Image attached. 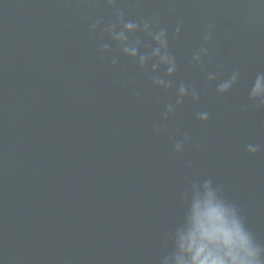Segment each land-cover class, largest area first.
<instances>
[{"label": "water", "instance_id": "1", "mask_svg": "<svg viewBox=\"0 0 264 264\" xmlns=\"http://www.w3.org/2000/svg\"><path fill=\"white\" fill-rule=\"evenodd\" d=\"M117 12L167 30L171 76L122 52L107 30L122 27ZM126 35L140 54L156 46ZM258 73L264 0H0V264H161L205 180L264 247V105L248 95ZM181 82L189 95L165 116Z\"/></svg>", "mask_w": 264, "mask_h": 264}, {"label": "clouds", "instance_id": "2", "mask_svg": "<svg viewBox=\"0 0 264 264\" xmlns=\"http://www.w3.org/2000/svg\"><path fill=\"white\" fill-rule=\"evenodd\" d=\"M111 3L112 0H109ZM117 19L122 27L116 31V25H110L107 29L112 39L120 42L121 50L126 55L138 58L139 67L144 68L146 63L153 58L156 62L151 65V71L157 72L161 65L166 66V74L171 76L176 70V60L168 51L167 30L161 28L153 32L152 25L149 22L141 21L139 24L134 21H125L123 13L117 12ZM100 21L91 25L96 28ZM214 25L206 26L202 33V39L207 42L211 39V31ZM142 30L155 42L150 54H140L138 45L140 40L129 42L126 33ZM176 32H180V26L177 25ZM108 44L103 45L107 50ZM208 49L205 47L197 50L192 61L199 64L201 56L207 55ZM115 65L116 59L112 60ZM239 72L234 71L231 77L216 87L217 93H225L237 82ZM215 74L209 73L208 81L215 80ZM152 81L157 86L168 89L172 86L171 81L162 76H153ZM191 97L198 100L199 95L195 89H192ZM189 95V88L181 82L176 89L175 104L166 106L165 116L175 110V106L183 102V98ZM249 99L259 101L264 105V73H258L251 85L248 93ZM197 118L207 120L209 113H197ZM187 139V137H185ZM183 144L177 142L175 149L182 151ZM247 150L251 153L259 151V146L249 144ZM194 194L192 196L188 212L183 224L176 227L173 233L174 248L166 255L161 264H264V247L257 244L252 234L247 230L244 221L240 217L235 206L229 205L217 197V192L212 188L211 180H205L202 185V191L194 185Z\"/></svg>", "mask_w": 264, "mask_h": 264}]
</instances>
